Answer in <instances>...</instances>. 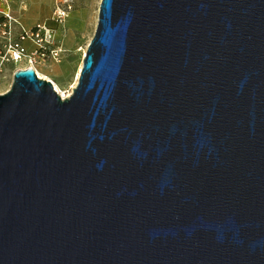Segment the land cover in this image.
<instances>
[{"label":"water","instance_id":"obj_1","mask_svg":"<svg viewBox=\"0 0 264 264\" xmlns=\"http://www.w3.org/2000/svg\"><path fill=\"white\" fill-rule=\"evenodd\" d=\"M0 264H264V0H101L71 95L16 69Z\"/></svg>","mask_w":264,"mask_h":264},{"label":"rangeland","instance_id":"obj_2","mask_svg":"<svg viewBox=\"0 0 264 264\" xmlns=\"http://www.w3.org/2000/svg\"><path fill=\"white\" fill-rule=\"evenodd\" d=\"M101 0H74V8L67 20L56 27L52 20L57 0H45L43 6L26 8L25 18L14 15L19 24L17 29L29 30L36 24H48L56 28L55 37L66 49L64 58L60 63L47 61L36 64L39 77L51 80L56 90L65 97L71 95L78 80V72L82 66L84 54L94 35L99 5ZM30 49L31 44L26 42ZM27 64L22 61L18 64H9L0 83V94L6 92L13 82L16 69L25 68Z\"/></svg>","mask_w":264,"mask_h":264},{"label":"built area","instance_id":"obj_3","mask_svg":"<svg viewBox=\"0 0 264 264\" xmlns=\"http://www.w3.org/2000/svg\"><path fill=\"white\" fill-rule=\"evenodd\" d=\"M10 0H0V83L9 64L24 61L27 67L36 72V64L47 61L60 63L66 49L56 39V28L48 24H36L29 30L19 31L17 18L13 16L9 7ZM6 6L2 8L1 6ZM74 8V0H57L52 20L56 27L64 23ZM29 42L32 46H26ZM65 97V96H63Z\"/></svg>","mask_w":264,"mask_h":264},{"label":"crops","instance_id":"obj_4","mask_svg":"<svg viewBox=\"0 0 264 264\" xmlns=\"http://www.w3.org/2000/svg\"><path fill=\"white\" fill-rule=\"evenodd\" d=\"M45 3V0H10L9 7L11 10V13L16 15L20 18H25V9L32 7V6H43ZM2 8H6V6H1Z\"/></svg>","mask_w":264,"mask_h":264},{"label":"bare ground","instance_id":"obj_5","mask_svg":"<svg viewBox=\"0 0 264 264\" xmlns=\"http://www.w3.org/2000/svg\"><path fill=\"white\" fill-rule=\"evenodd\" d=\"M81 69V68H80ZM80 69H79V72H80ZM79 72H78V76H79ZM40 75V74H39ZM56 87V86H55ZM63 96H64V94H63Z\"/></svg>","mask_w":264,"mask_h":264}]
</instances>
